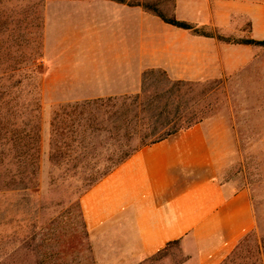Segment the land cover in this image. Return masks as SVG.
Returning <instances> with one entry per match:
<instances>
[{
  "label": "crops",
  "instance_id": "0c3cea01",
  "mask_svg": "<svg viewBox=\"0 0 264 264\" xmlns=\"http://www.w3.org/2000/svg\"><path fill=\"white\" fill-rule=\"evenodd\" d=\"M56 3L49 12L71 27V101L137 94L150 70L183 83L263 75L262 46L197 36L127 3ZM173 6L179 21L264 41V0H174ZM210 126L203 121L141 148L86 191L81 211L95 264H143L174 242L180 264H221L254 230L251 193L221 179Z\"/></svg>",
  "mask_w": 264,
  "mask_h": 264
},
{
  "label": "rangeland",
  "instance_id": "374dc122",
  "mask_svg": "<svg viewBox=\"0 0 264 264\" xmlns=\"http://www.w3.org/2000/svg\"><path fill=\"white\" fill-rule=\"evenodd\" d=\"M57 1L0 0V83H21L14 95L18 102L37 99L39 105L37 119L31 117L33 105L16 119L18 128L38 122V171L25 195L0 197V264H95L81 198L87 179L102 169L117 142L103 132L88 136L86 116L66 108L83 101H71V27L49 12ZM125 1L154 6L167 18L173 14L174 0ZM260 71L256 79L241 73L183 88L192 91L183 97L187 111H202L211 125L221 179L251 193L258 239L264 238V68ZM167 85L159 73L146 84L150 93ZM101 121L99 116L98 128L106 126ZM182 261L172 245L143 264Z\"/></svg>",
  "mask_w": 264,
  "mask_h": 264
},
{
  "label": "trees",
  "instance_id": "16d2710c",
  "mask_svg": "<svg viewBox=\"0 0 264 264\" xmlns=\"http://www.w3.org/2000/svg\"><path fill=\"white\" fill-rule=\"evenodd\" d=\"M111 1L127 3L130 6H141L164 23L190 31L197 36L216 37L225 43L264 47V41L227 38L217 30L179 21L174 14L167 18L151 5L125 0ZM155 73H159L169 85L160 92L150 93L146 84L148 77ZM21 85L19 82L7 85L0 83V197L7 193L25 195L24 193L31 189L29 186L38 171V122H27L23 124L24 128H18L16 119L18 115L24 114V109L29 105H33V108L29 107L31 117L37 119V115L34 116V113H38L39 105L37 99L32 103L18 102V96L14 95ZM184 86L183 82L170 81L164 72L150 70L143 74L141 88L137 94L119 98L86 100L66 106L76 116H86L88 136L93 137L103 132L108 135L107 138L117 142L116 151L108 155L102 169L95 171L87 179V190L104 179L141 148L159 143L203 122L206 118L205 113L194 110L187 111V103L183 101V97L192 91L184 90ZM156 89L158 90V88ZM11 116L12 121L9 122ZM99 116L102 117L101 122L106 123L105 127H97ZM77 148L83 149L84 147L78 146ZM172 245L177 246V242L168 244L155 256ZM221 264H264V238L258 239L255 231H250L240 239Z\"/></svg>",
  "mask_w": 264,
  "mask_h": 264
}]
</instances>
